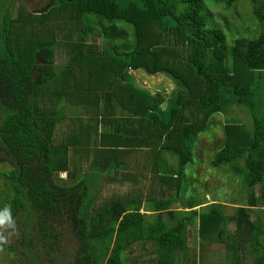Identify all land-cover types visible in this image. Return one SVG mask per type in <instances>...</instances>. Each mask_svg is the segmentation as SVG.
<instances>
[{"label":"trees","instance_id":"obj_1","mask_svg":"<svg viewBox=\"0 0 264 264\" xmlns=\"http://www.w3.org/2000/svg\"><path fill=\"white\" fill-rule=\"evenodd\" d=\"M36 1L0 0V161L11 165L0 208L12 219L0 249L17 264H190L223 244L226 264H264V0H249L253 35L237 23L226 32L204 0H47L28 11ZM135 71L176 90L163 99L135 85ZM232 105L251 123L224 118L211 164L240 173L250 193L229 215L185 195L184 170Z\"/></svg>","mask_w":264,"mask_h":264},{"label":"rangeland","instance_id":"obj_2","mask_svg":"<svg viewBox=\"0 0 264 264\" xmlns=\"http://www.w3.org/2000/svg\"><path fill=\"white\" fill-rule=\"evenodd\" d=\"M46 1L47 0H37L36 2L25 3V5L28 11H33L35 7H41ZM204 1L207 3V13L209 11L213 22L220 25L226 32L228 31L227 28L234 27V23L243 24L240 25L243 26L241 31H239L240 34L253 35L254 33L256 34L258 32V27L256 25L255 28L252 29L244 27V25L250 27V24L246 20H252L253 18L251 15V3L249 0H238L228 9H226L223 4L218 3L215 0ZM243 21L245 22L243 23ZM227 25L228 27H226ZM57 56L58 61H61V58L63 59L61 54H58ZM134 77L135 85H140L152 93H160L163 96V99L166 100L169 99L171 92L173 93L176 90V83L174 80L163 74L141 78V73L135 71ZM164 108L165 104L162 105V109ZM262 112L264 113V108ZM225 117H235L247 126H249L251 123L250 116L247 114V112L242 107L236 105H232L226 115H220L214 118L213 126H210L206 132L201 133L197 142H195L192 146V162L189 163L184 170L185 178L191 181L190 184L188 182L189 187L186 190L185 195H191L193 192L198 194L197 196L201 201L204 199L202 201V206H205L211 202H218L223 205L225 212L231 215L236 206L246 202L248 198V192L250 193V191L242 184L240 173L234 172L225 166L215 167L211 164L214 153L222 144V123ZM211 127L213 128L210 129ZM163 164L165 171L171 172V169H174L171 166H173L175 162L171 160L168 161L166 165L163 160ZM9 169H11V165L6 160L1 159L0 171L6 172ZM61 175L63 177L64 174L61 173ZM5 181L6 178L4 176H0V191L3 188ZM255 191L256 194H258V188H255ZM1 199L2 198L0 197V200ZM7 205L9 206V204ZM7 205H3L0 208V212H3L5 208H8ZM165 206H167V204H165ZM171 206L177 209H182L185 205L173 203ZM260 211H262V208L258 207V209L254 211L253 216L260 214ZM233 229L234 222L230 221L228 224V231L231 232ZM5 231L8 233L10 232L7 228ZM194 233L195 232L192 231L190 235L193 236ZM194 243L195 241L193 244ZM224 246L225 245L223 244L210 246L207 254H205L202 258H198V261H193L190 264L228 263L229 260L226 257L227 254L225 252L226 249ZM140 253L145 254L144 252ZM59 258L60 260L58 263L53 262L51 264H66V260H64L63 257H58V259ZM0 264H17V256L0 249Z\"/></svg>","mask_w":264,"mask_h":264},{"label":"clouds","instance_id":"obj_3","mask_svg":"<svg viewBox=\"0 0 264 264\" xmlns=\"http://www.w3.org/2000/svg\"><path fill=\"white\" fill-rule=\"evenodd\" d=\"M65 174V173H64ZM12 219L9 209L5 208L3 212H0V225L9 224L11 225Z\"/></svg>","mask_w":264,"mask_h":264},{"label":"built area","instance_id":"obj_4","mask_svg":"<svg viewBox=\"0 0 264 264\" xmlns=\"http://www.w3.org/2000/svg\"><path fill=\"white\" fill-rule=\"evenodd\" d=\"M63 174H64V173H63ZM63 176H65V174H64Z\"/></svg>","mask_w":264,"mask_h":264}]
</instances>
